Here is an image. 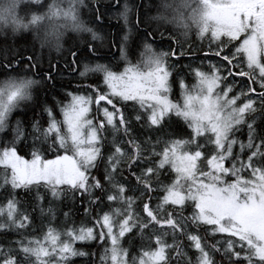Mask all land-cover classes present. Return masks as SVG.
<instances>
[{"label": "snow or ice", "instance_id": "1", "mask_svg": "<svg viewBox=\"0 0 264 264\" xmlns=\"http://www.w3.org/2000/svg\"><path fill=\"white\" fill-rule=\"evenodd\" d=\"M21 3L30 16L18 14ZM83 4L52 0L41 11L42 0L0 3V23L14 33L31 30L42 49L58 53L45 64L34 50L0 51V234L7 239L0 264H72L89 255L77 243L99 246L91 264H171L169 250L187 264H218L214 254L219 264H264V131L256 128L264 119V0H162L149 19L142 18L144 0H90L91 22L103 37L81 22ZM106 14L120 22L111 43ZM163 24L185 37L195 29L201 44L186 48V40L165 36ZM69 30L89 33L91 41L62 48ZM157 39L171 40L169 50L156 51ZM186 76L194 81L190 90ZM175 84L182 103L169 98ZM23 107L34 113L30 131L10 120ZM173 115L189 131L153 141ZM243 125L247 143L234 135ZM9 131L11 140L4 138ZM29 138L25 159L18 145L28 147ZM22 193L33 196L43 219L57 218L53 201L69 199L63 230L49 222L38 235L28 233L33 218L20 209ZM77 198L84 221L69 225L80 211ZM9 232L17 238L8 239ZM129 236L142 241L131 259L122 245Z\"/></svg>", "mask_w": 264, "mask_h": 264}, {"label": "trees", "instance_id": "2", "mask_svg": "<svg viewBox=\"0 0 264 264\" xmlns=\"http://www.w3.org/2000/svg\"><path fill=\"white\" fill-rule=\"evenodd\" d=\"M151 4L153 5L154 0H150ZM131 2L133 3H139L140 0H131ZM145 3L148 2V0H144ZM157 9V8H156ZM142 12L144 13V16L142 17L143 19H148L150 17H152V13L153 11L150 13L149 17H147V12L148 9H142ZM94 20V16L92 17ZM134 20H135V14L133 15L132 18V22L134 25ZM99 23V22H97ZM151 24L149 25V30H151L152 28H155L156 24L150 22ZM104 27L107 28L108 31V42L110 43V36L112 34V32L120 25V22H118L116 19H109V15L106 14L105 18H104ZM94 26L95 23H94ZM142 27H144V25H141ZM98 29V28H97ZM135 37V36H134ZM72 41L71 43H75L78 44L85 40L89 41L87 39L86 35H83L82 37L78 38L77 40H74L73 38H71ZM76 41V42H75ZM96 43V42H95ZM100 43V42H97ZM98 45V44H97ZM15 48L18 50L23 51L25 48H27L29 51H35L37 52V49L33 46V45H28L26 39H22L20 40V38H17L16 40H12L11 43H7V45H2L0 46V51H3L6 48ZM43 54H45L43 52ZM42 55V54H41ZM53 61H55L58 56H53L50 57ZM42 59L43 62L45 64H47L49 58H47L45 55H42ZM22 75H24L22 73ZM3 76H0V79H3ZM189 80V82H188ZM192 81L191 76H188V78H186V83L187 85L190 84V82ZM37 89L33 90V94L35 95ZM172 96V100H179V94L178 95H170ZM177 98V99H176ZM57 118H59V113L57 112ZM20 119L23 122V126L28 128V130L30 131V122L34 119V113L32 110L28 109L27 107H23V110L20 108L19 110H17V112L15 113V115L12 116V118L10 119L12 122H15L16 120ZM45 120L47 119L46 117L44 118ZM256 128L257 131H264V119H257V123H256ZM187 132L189 131V129L187 128V125L184 123L183 120L178 119L175 115H173L171 117V123L166 125L165 129L163 130L162 133H153L152 135V140L155 141L157 135H160L161 138H167L168 134L170 132ZM245 135L248 136V129L247 126L245 125L244 130L241 132V136L244 139ZM4 134H2L0 137H3ZM8 140H11V132L9 131L7 136L4 137ZM146 137H142L141 139H144ZM28 147H25L24 143L21 142L18 145L19 148V152L18 154L20 156H22L25 159H31V145H32V140L31 138L28 139L27 141ZM2 147L3 145L0 144ZM3 179V169L0 168V182H2ZM133 183H135V181H132ZM19 192V190H17ZM41 192H45L46 190L41 188L40 189ZM35 195V190H33V196ZM33 196H29L27 194L22 193L20 196L17 197V199L20 200V209L21 211L27 210L28 213L30 214V216L33 218V224L31 227L27 228V232L28 233H32L33 229H36V234H39V229L41 228V226L45 223H51L53 227H55L56 229L59 230H63L64 227V212L69 211L70 207H71V201L69 199L62 198V200L60 201H53V208L56 212V216L57 218L55 220L51 219V216H48V219H43L40 215V211L39 208H33ZM6 199V192L4 189H0V200H5ZM49 198L46 197L41 203H43L45 208L49 207V203H48ZM76 208L80 209V211H74V214L72 216L69 217L67 223L69 225H72L73 223H75L76 225H80L83 221H84V217H83V212H82V207L79 201V198H77V203H76ZM203 233L201 232V236L203 237ZM8 239H16V235L13 232H9L6 234ZM177 237L179 238V234H177ZM168 240L169 243L172 242V238H166ZM209 240L211 238H208ZM0 242L2 243H6L7 239L5 238L4 235L0 234ZM180 244L183 246V250L185 251V253H187L188 258H191L193 261H195V251L193 248L188 247L189 242L187 241L186 238H182L179 239ZM122 245L123 247L127 248L129 250V255H128V259H131L132 255H138L139 254V250L142 247V241L138 238V237H133V236H129L126 239L122 240ZM77 248L83 247L88 253L89 255L87 257H73L72 258V264H85V261H88L89 264H91V261L93 258H95L97 261H99V253H100V248L98 245H96L95 243L90 244V245H81L79 243H77L75 245ZM143 246H147V241L143 242ZM170 255H169V259L171 260V264H187V260L184 258H180L177 257L175 255V251L174 250H169ZM93 254H95V256L93 257ZM214 258L217 260L218 264L220 261V257L218 254H214ZM226 264V262H225Z\"/></svg>", "mask_w": 264, "mask_h": 264}, {"label": "rangeland", "instance_id": "3", "mask_svg": "<svg viewBox=\"0 0 264 264\" xmlns=\"http://www.w3.org/2000/svg\"><path fill=\"white\" fill-rule=\"evenodd\" d=\"M52 0H42V4L44 5V8L41 9V11H46L47 9V4L51 3ZM90 2V0H84V4L81 5L80 7V10H79V18L81 20V22H83L85 24L86 27H91L94 31H97L98 35L100 36H104V32L101 31L100 29H97L96 26H94V23H92L91 21L93 20V16L90 17V14L88 12V8H87V5L88 3ZM162 0H154L153 2V5L151 4V1L148 0V2L146 3L148 5L147 9H148V12L146 13L147 14V17H149L150 13L152 11L155 12L156 8H159L160 4H161ZM28 6L24 3H21V5L19 6V9H18V14L21 16V17H24L25 15H28L30 16L32 13L29 12L28 10ZM39 14V13H37ZM156 14H158V11L156 10ZM155 15V13L153 14ZM149 19V18H148ZM153 23V21H150ZM151 24V23H150ZM96 25V24H95ZM175 27V26H174ZM192 31L194 32L193 34H191V38L193 40H197V37H196V32L195 30L192 29ZM114 32V31H113ZM112 32V34H113ZM111 34V35H112ZM83 35H86L87 36V39L91 41V36L89 33H76V32H72V31H65L64 33V37L61 41V44H62V48H68L70 46L73 45V43H71L72 39L73 38L74 40H77L78 38L82 37ZM17 38H20V40L22 39H26L27 41V44L28 45H33L36 49H37V52L42 54V55H45L47 58H50V57H53V56H58V53L55 51V50H48V49H42L40 47V44L38 43V41L34 38L33 36V33L31 30H19L18 32H16L15 34H13L9 29H3V30H0V46L2 45H7V43H11L12 40H16ZM135 39V37H134ZM199 41V40H198ZM76 42V41H75ZM96 42H100V41H96ZM201 43V41H199ZM101 43V42H100ZM100 43H97L98 45ZM110 43H111V36H110ZM82 43L80 42L79 45H81ZM78 45V44H76ZM206 47V42H205V45ZM164 49L162 47H160V51H163ZM156 51H159V49H157ZM43 52L45 54H43ZM139 52V51H138ZM138 52L136 54V57H132V60L133 62H135V60L138 58ZM119 55V53L117 52L116 55ZM22 75V73H21ZM186 78H188V76H186ZM192 78V77H191ZM91 79V77H90ZM191 81V80H190ZM189 82V80H188ZM193 78H192V81L190 82V84L187 85L188 89L190 90L192 88V84H193ZM187 84V83H186ZM178 85V84H177ZM173 88V87H172ZM179 88V86H178ZM34 89H36L34 87ZM33 89V90H34ZM180 88H179V100H172V96H170L172 93V91H170V93L168 94L169 95V98L173 101V102H180L182 103V100H181V95H180ZM177 99V98H176ZM95 106L93 105V108ZM20 108L16 109L13 111V113L10 115V119L12 118L13 115H15V113L17 112V110H19ZM182 120V119H181ZM244 127L245 125L241 126L240 130L239 131H236L235 132V138L237 139V141L239 142H244V143H247V140H248V136L245 135V138L243 139L242 136H241V132L244 130ZM2 135V133H0V136ZM0 148H2V146L0 145ZM236 150L238 151L239 150V143H237V145L235 146ZM245 152H247V149L244 150ZM245 175H250V174H245ZM167 238H171V234L167 237Z\"/></svg>", "mask_w": 264, "mask_h": 264}, {"label": "flooded vegetation", "instance_id": "4", "mask_svg": "<svg viewBox=\"0 0 264 264\" xmlns=\"http://www.w3.org/2000/svg\"><path fill=\"white\" fill-rule=\"evenodd\" d=\"M157 11H158V8L156 9ZM156 10H155V12L153 11V13H152V16H154L153 14L155 13V15H157L156 14ZM135 23H136V19L134 20V25H135ZM154 24H156L155 22H153ZM175 25H173V24H163V25H161V30L162 31H164V34H165V36H168L169 35V33H171L172 35H173V37H175L178 41H187V43L185 44V47L187 48L189 45H192V46H199L201 43L198 41V40H193L190 36H191V34H193L194 32L191 30V31H189L188 32V35L185 37V36H181V32L183 31V29H180V28H177L176 26L174 27ZM156 27V26H155ZM141 28H143L142 26H141ZM193 30H195V29H193ZM90 41V40H89ZM97 43V42H96ZM172 44V41L171 40H165V41H160V40H156L155 42H154V49L155 50H157V49H159V51H160V47H162L164 50H169V45H171ZM173 47H175L176 48V51L177 52H179V45H174ZM139 51V49L137 48V52ZM116 53L117 52H115L114 54L116 55ZM137 54V53H136ZM116 56H118V54L116 55ZM134 57H136V56H134ZM185 60H187L188 59V57H185L184 58ZM101 62H103V61H101ZM172 92V94L173 95H178L179 94V88H178V85L177 84H175V85H173V88H172V90H171ZM171 94V95H172Z\"/></svg>", "mask_w": 264, "mask_h": 264}, {"label": "clouds", "instance_id": "5", "mask_svg": "<svg viewBox=\"0 0 264 264\" xmlns=\"http://www.w3.org/2000/svg\"><path fill=\"white\" fill-rule=\"evenodd\" d=\"M3 2H4V0H0V3H3ZM3 29H9L13 34H15L9 25H5V24L0 23V30H3Z\"/></svg>", "mask_w": 264, "mask_h": 264}]
</instances>
